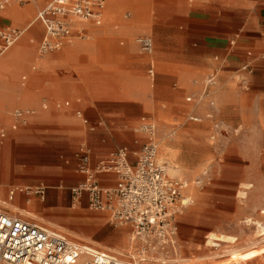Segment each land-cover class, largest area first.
<instances>
[{
    "label": "rangeland",
    "instance_id": "1",
    "mask_svg": "<svg viewBox=\"0 0 264 264\" xmlns=\"http://www.w3.org/2000/svg\"><path fill=\"white\" fill-rule=\"evenodd\" d=\"M108 1L116 3V0ZM181 1L119 0L121 8L114 14V24L93 27H108L112 31L99 37L87 31L82 38L73 40L82 48L67 68L38 71V86H43V90L32 80L27 85L26 73L18 75L15 83L35 93V101L29 105L14 103L6 106V118L0 109V118H5L0 119V123L8 129L5 137L0 136L4 173L9 162L10 170L11 164L14 166L10 172L14 177L1 182L0 199L20 208L0 204L2 211L43 222L80 241L115 247L122 253L119 255L115 251L120 257H132L130 254L138 253L139 246L133 242V250L126 248L130 226L115 225L106 214L108 222L119 228L115 236L121 241L114 239L115 244L109 246L101 244L93 238L104 236L103 223L98 218L88 217L82 208L88 207L87 193H82L80 208L71 207L75 202L71 186L82 180V175L75 172L77 160L73 150L86 140L92 146L97 162L127 144L128 157L134 160L144 140L139 126L145 117L156 127L157 160L166 164L169 173L176 171L186 177L187 189L193 198L179 217L177 253H168V256L178 258L174 264H264V52L257 54L262 61L252 64L247 88L240 84L241 78L247 76L239 70L240 65L228 67L220 58L201 59L192 53L193 45L185 49L184 60L175 59V55L170 60L160 58L158 52L162 47L157 40L160 42L164 38L163 28L177 29L180 38L185 39L188 35L183 33L187 26L176 10ZM132 3L147 7L146 17L143 22L125 29L121 22L134 18L129 7ZM38 4L41 3L34 0L32 9H27V4L16 6L21 13L14 17L27 16L28 19L33 9L34 16ZM126 11L130 12L128 18H124ZM141 32L150 33L154 39L151 52L156 71L153 87L147 75L151 53L141 52L135 43V36ZM66 45L48 55L60 53ZM175 48L176 44L173 50ZM35 53L24 42L23 33L20 42L0 56H9L0 64H4L9 74L17 73L25 70L27 65L29 68L34 66L33 62L39 66L63 63L74 54V48L69 46L58 55L48 56L47 60H35L37 56H44L38 55L36 42ZM214 73L213 82L207 83ZM22 76L26 79L22 80ZM50 82H73L80 90L70 94L51 93L45 89L46 83ZM145 84L146 88L142 86ZM214 86H224V91L220 92L223 89L216 90ZM187 97L191 99L187 101ZM56 100H69L71 105L56 108L53 105ZM210 100L214 102L213 108L209 105ZM43 102L47 104L46 109L41 107ZM17 107H29L37 117L25 126L10 129L13 109ZM76 108L88 117L87 122L76 115ZM204 175L207 181L202 177ZM198 177L204 180L200 186L194 182ZM14 183L31 187L8 198ZM39 185H44L43 198L36 191ZM239 190L245 195H239ZM65 211L69 217L64 216ZM121 231L124 236L118 234ZM211 232L224 235V238L234 236L235 243L215 242L211 245L208 241ZM257 242L260 243L252 247ZM255 253L261 256L256 257ZM214 254L217 257L207 258ZM247 254L254 257L246 263Z\"/></svg>",
    "mask_w": 264,
    "mask_h": 264
},
{
    "label": "built area",
    "instance_id": "2",
    "mask_svg": "<svg viewBox=\"0 0 264 264\" xmlns=\"http://www.w3.org/2000/svg\"><path fill=\"white\" fill-rule=\"evenodd\" d=\"M29 0H0V13L13 2L25 3ZM106 0H47L38 9L35 20L44 26V36L38 52L45 55L60 50L71 36L76 20H93L101 23ZM22 34L17 28L0 30V54L6 51ZM140 49L145 53L153 50V41L148 36L136 38ZM248 71L247 64L241 67ZM153 76V68L148 69ZM210 77L208 83L213 82ZM241 81H245L242 77ZM191 98L188 97L189 101ZM211 106L214 105L210 101ZM57 107L60 104H56ZM34 114L31 109H16L12 124L27 123ZM84 122L80 111L76 112ZM198 119V117H192ZM139 130L145 133L134 160L128 157V149L119 146L109 153L107 159L91 162L90 148L80 144L73 152L77 159V170L82 180L71 186L75 201H81L83 192L87 193L88 208L106 212L115 225H129L130 238L135 245L145 252H161L166 263L174 264L169 252L177 253V216L191 202L184 193L188 181L170 176L164 163L156 159L157 142L155 124L145 120ZM7 129L0 123V136L6 135ZM113 172L117 180L113 185L101 184L99 173ZM194 182L200 186L204 180L198 177ZM44 197V185L36 190ZM0 263L10 264H159L158 261L140 257L123 258L114 251L80 241L60 229L39 224L19 216L10 215L0 209Z\"/></svg>",
    "mask_w": 264,
    "mask_h": 264
},
{
    "label": "crops",
    "instance_id": "3",
    "mask_svg": "<svg viewBox=\"0 0 264 264\" xmlns=\"http://www.w3.org/2000/svg\"><path fill=\"white\" fill-rule=\"evenodd\" d=\"M33 1L34 0H29L28 2H25L27 4V9H32V2ZM37 1L39 3H41V4H38V9H40L45 4V2L47 0H37ZM118 1L119 0H116V3H115L112 1L106 0V5H105V8L102 12L100 24H96L93 20H76L73 23L71 36L68 38V40L65 42L64 45L67 44L65 49L69 46H70V48H74V54L72 56H69L66 59V61H64L63 63H56V64L49 65V66H39L35 62L29 61V62H33L34 66L29 68V66L27 65L25 70L24 69L20 70L17 73L11 72V74L8 73V71L4 67L3 63L0 64V109H2L3 114L5 112V107L10 105V104L18 103V104H22V105H26V104L29 105L30 103H33L35 101V93H32L29 90L19 86V84L15 83L19 77L18 76L19 74L26 73L28 75L27 85H30L29 81L32 80L33 82H35L34 83L35 86L39 87L38 86V85H40V82H38V81H40V75L38 74L39 70L48 71L54 67L67 68V66L69 64H71L76 59V55H77L78 51L82 48V45L73 41L75 38H82L83 36H85L87 34V31L90 34H92L94 37L95 36L99 37L100 35L104 34L106 31L107 32L112 31V29H109L108 27L102 28V29H96L93 27L100 26L103 23H105L107 25L108 24H114V14L117 13L119 8H121ZM15 3H17V2L10 3L0 13V30L5 29V28H17V29L23 28V30H24V32H23L24 33V42L27 45H29L30 48L33 49L34 53H35V44L37 42V53L39 55L38 48H39L40 41L42 40V38L44 36V26L40 21L35 20V16H36L38 9H37L34 16H33V12H34V9H33L32 15L29 14L28 19H27V16L26 17L25 16L14 17V15L21 13V11H19V9L16 6L25 7V5H26L25 4L24 6H20L19 4H21V3H17L15 6ZM34 5H36V4H34ZM135 5H140V6L144 7V9L140 6H135ZM35 7L36 6H34V8ZM129 7H131V9L134 12V18L121 22V26L125 29L132 27L136 23L143 22V20L146 17V13H147V7H145L141 4L132 3L129 5ZM143 10H144V13L142 15L141 13ZM176 10L179 12V15L181 14V17H180L181 21H183L184 24H186V26H187V28L185 29L186 31H184L183 33L185 35V32H186L189 36L188 35L185 36V39L180 38V33L177 29H172L170 27L163 28L162 34L164 35L163 36L164 38L160 42H158V40H157V43L159 44V46L162 47L160 49V51L158 50L159 51L158 54H159L160 58L164 57V58L170 60V58H172V56L175 55L176 56L175 59L184 60L185 51H186L185 49L187 47H189L190 45H193L194 48H193V50H191L192 53L199 55L201 59L209 60V59L214 58L215 60H217L218 58H220L221 63L227 65L228 67H237L238 65H240L239 70H241V67L243 65L247 64L249 66V70L244 71L247 73V76H244L245 81L240 80V84H242L243 87L247 88L249 86L248 74H251L253 71L252 64L254 63V65L255 64L257 65L258 62L260 63L262 61V59L259 60V58H258L259 56L257 54L264 52V0H189V2H187V0H182L181 2H179V6ZM129 15H130V12L126 11L124 13V18H128ZM141 15H142V18L140 19ZM139 36L150 37L153 41V44H154V39L150 33L141 32L135 36V43L137 44L138 47H139V45L136 42V38ZM19 42H20V38L17 39L6 51H8L10 48L15 46ZM0 44H1V39H0ZM174 44H176V48H175L176 50H173ZM6 51H4L2 54H0V56L3 55ZM63 51H61L60 53H62ZM140 51L142 52L141 49H140ZM60 53H58V54H60ZM143 53H145V52H143ZM58 54H50V55H58ZM254 54L256 55V57H254ZM50 55L47 54V55L41 56V57H38L36 55L37 57L35 58V60H38V59L47 60V57ZM146 55H148V54L146 53ZM8 57L9 56H7V55L5 58L0 57V62L1 61H4V62L7 61ZM29 62H28V64H29ZM36 67L38 70H36ZM150 67L153 68V72H154L153 76H150L148 74V69ZM155 74H156L155 58H154L153 54L151 53L150 54V60L147 62V75H148L149 79L151 80V86L152 87H153V80H154ZM210 77L215 78L216 74L214 76L211 75ZM220 77L222 80L221 75H220ZM21 79L25 80L26 76H22ZM219 82H221V81H219ZM207 83H208V81H207ZM22 85H25V84H22ZM134 86L136 87V84H134ZM142 86L144 88H146V84L142 85ZM45 87H46L45 89L51 93L57 92V93L70 94V93H77L80 90V87L77 86L73 82H66V83L63 82V83H59V84L57 82H50V83H46ZM218 87L214 86V88L216 90L224 88V86H222V88H218ZM39 88H41L42 90L44 89L43 86L42 87L40 86ZM219 91L223 92L224 89L219 90ZM26 97H28V98L25 99ZM79 101H80V99H77V102H79ZM210 101H212V100H210ZM56 104H60V106L57 107ZM53 105L56 108H63V107H69L71 105V103L69 100H56V101H54ZM41 107L43 109H46L47 104L45 102H43L41 104ZM16 109H31V108H29V107H25V108L24 107H22V108L17 107V108H14L13 110H16ZM77 111H80L84 117H87L80 108H76L75 113ZM34 114L31 115L30 117H28L27 123L30 120H33L35 117H37V116H34ZM41 115L42 114L40 113V116ZM4 117L6 118L5 114H4ZM5 118L1 117L0 119L3 120ZM87 119H88V117H87ZM15 120L16 119L14 118L12 123L10 124V129H16V128L27 125V123L18 124L15 128H12V124L15 122ZM7 131H8V129H7ZM142 134H143L142 137L145 140V133L142 132ZM137 140H138V137H136L134 139L135 142ZM143 141L141 142V144L143 143ZM80 144H85L90 148L91 162L92 163L95 162L97 159L95 160L93 158L92 146L86 140L80 142L76 146V148L73 150V152L77 149V147ZM122 146H125L129 150L127 144L122 145ZM1 153H2V148L0 147V187H2L1 182H3L4 180L6 181L7 178L12 179V177H14L13 175L10 174V172L12 173V171L14 169V166L11 164V170H10V162H9L8 168H5V173H4V170H3L4 160H2V158H4V155ZM101 157H103V156H101ZM101 157H99V158H101ZM129 159L132 160L130 157H129ZM66 161H68V158H66ZM158 162L164 163L163 161H158ZM168 171L169 170H167V172ZM75 172L80 173L77 170V161H76V165H75ZM168 174L170 176L186 179L185 176L179 175V172H176V171H172V173L168 172ZM202 177L204 179L207 178L206 175H204ZM97 178L101 184H105V185H113L117 180L116 174L113 172L99 173L97 175ZM206 181H207V179H206ZM248 186H251V185H248ZM12 187L17 188L18 190H24V189L29 188L31 186L28 184L18 186L14 183L11 186V188ZM18 192L19 191L15 192L13 194L9 193L8 198H13V195H15ZM184 193L186 195H189V197L191 198V202H193V198H192L191 194L188 192L187 188L185 189ZM238 193H239V195H245V192L241 191V190H239ZM0 204L9 205L13 209H15V208L20 209L17 205L12 204L8 200L0 199ZM34 205H36V204H34ZM82 208H84V210H86L85 214H87L88 217L90 216L91 218H98L103 223L102 229L104 231L103 232L104 236L99 237V238L95 237V238H93L94 241H97L101 244H108V246L115 244L114 239L121 241L117 236H115V234L119 230V228L117 229L116 227H113L108 222V220L105 216L107 214L106 212L96 211V210L93 211L92 209H90L88 207H82ZM22 211L24 213L32 214L29 211H24V210H22ZM263 212H264V210H263ZM180 215H181V213L177 216V223H179ZM15 216H17V215H15ZM33 216L36 217L37 215L33 214ZM64 216L69 217L70 214H67V212L65 211ZM26 220H30V221H33V222H36L39 224L47 225L43 222L36 221L35 219H26ZM47 226H49V225H47ZM121 226L126 227L129 225L123 224ZM178 226H179V224H178ZM118 234L120 236H124V233L122 231H121V233H118ZM73 235L76 236L75 234H73ZM222 236H224V235H222ZM77 237L81 238V236H77ZM226 237L236 238V237L230 236V235H226ZM125 240L126 241L128 240L126 242V244H127L129 242L128 236H127V239H125ZM259 243L260 242L253 244L252 247H254L255 245H257ZM91 244L94 246H97V247L107 248V247L101 246L99 244L97 245V243H91ZM251 251H252V249L248 250V252H251ZM255 254H256L255 255L256 257L261 256L258 253H255ZM246 257H247L246 258V263H247V260L252 259L254 256L252 254H247Z\"/></svg>",
    "mask_w": 264,
    "mask_h": 264
},
{
    "label": "bare ground",
    "instance_id": "4",
    "mask_svg": "<svg viewBox=\"0 0 264 264\" xmlns=\"http://www.w3.org/2000/svg\"><path fill=\"white\" fill-rule=\"evenodd\" d=\"M23 32H24V30H22V34H23ZM21 34V35H22ZM20 38V37H19ZM47 55V54H46ZM2 56V55H1ZM45 56V55H44ZM156 155H157V152H156ZM166 168H167V166H166ZM19 186V185H18ZM17 191H20V190H18L17 188H14V187H12L10 190H9V193H11V194H13V193H15V192H17ZM71 207H73V208H80L81 207V205L79 204V201H75L74 203H73V205L71 206ZM16 209V208H15ZM22 211V210H21ZM209 239H208V241L209 242H211V245H214L215 244V242H219V243H235V238H233V237H226V238H224V236H222V235H216V234H214V233H209ZM128 238H129V242H128V244H127V246H126V248H130V249H132L133 250V240H131V238H130V234H129V236H128ZM110 250H112V251H118V250H116V248L115 247H111V246H109L108 247ZM124 248V247H123ZM234 252V251H233ZM118 253H119V255H121L122 253L120 252V251H118ZM138 253H140V254H138ZM138 253H133V254H130V256H132V257H135L136 258V256H138V257H140V258H143V259H149V260H154V261H158V263L159 264H166V260L164 259L165 257L163 256V254L161 253V252H153V251H148V252H145L142 248H140L139 249V251H138ZM118 255V256H119ZM217 254H214V255H212V256H208L207 258L208 259H212V258H214L215 256H216ZM217 257V256H216ZM238 257H235V259H237ZM170 260H172L173 262H175V261H177L178 260V258H171ZM0 264H10V263H0Z\"/></svg>",
    "mask_w": 264,
    "mask_h": 264
}]
</instances>
